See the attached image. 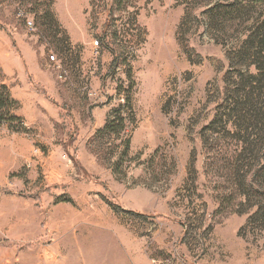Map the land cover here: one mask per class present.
Returning a JSON list of instances; mask_svg holds the SVG:
<instances>
[{"label":"rangeland","instance_id":"obj_1","mask_svg":"<svg viewBox=\"0 0 264 264\" xmlns=\"http://www.w3.org/2000/svg\"><path fill=\"white\" fill-rule=\"evenodd\" d=\"M30 57L42 133L1 82ZM259 66L264 0H0V264H264Z\"/></svg>","mask_w":264,"mask_h":264},{"label":"crops","instance_id":"obj_2","mask_svg":"<svg viewBox=\"0 0 264 264\" xmlns=\"http://www.w3.org/2000/svg\"><path fill=\"white\" fill-rule=\"evenodd\" d=\"M16 64V69L6 71L9 76L1 81L8 87L12 98L18 102L15 115L25 121L29 130L33 128L41 133L44 127L48 131L53 130L54 120L59 117V109H61L55 99L53 86L43 78L41 67L35 63L33 57L16 59ZM1 128L5 129L8 126L4 124ZM8 132L10 135L7 137L6 146L16 156L15 158L11 156L10 161L0 156V187L7 185L10 170L21 163L19 152L21 143L18 141V133Z\"/></svg>","mask_w":264,"mask_h":264},{"label":"trees","instance_id":"obj_3","mask_svg":"<svg viewBox=\"0 0 264 264\" xmlns=\"http://www.w3.org/2000/svg\"><path fill=\"white\" fill-rule=\"evenodd\" d=\"M193 4L195 5V2ZM225 7L222 3H216V4L212 5L211 7H209L206 11L203 12L204 16L209 20L210 26H213V25L218 24L220 22V18L222 16L220 15L219 12L222 9H224ZM185 20H186V17L184 16L183 23L185 22ZM183 23H182V27H183ZM242 52H244V51H242ZM249 75H250L249 77L251 80L249 81L248 85L251 86L252 88H255L256 83L259 80L261 81V79H262L260 77H264V66L257 67V73L256 74H249ZM237 85H239V87H240L239 83H237ZM238 92H239V90H238ZM1 120H3V118H0V121ZM14 120H17V118L12 117V119H10V121H14Z\"/></svg>","mask_w":264,"mask_h":264},{"label":"built area","instance_id":"obj_4","mask_svg":"<svg viewBox=\"0 0 264 264\" xmlns=\"http://www.w3.org/2000/svg\"><path fill=\"white\" fill-rule=\"evenodd\" d=\"M24 13L23 12H20V15H23ZM27 28L30 30V31H32V30H34V28H35V24H34V22L31 20V19H28L27 20ZM95 44L96 45H98L99 44V41L98 40H96L95 41ZM50 60H56V56H55V54H51L50 55ZM18 121V120H17ZM18 123L20 124V126H22V127H26V124H25V121L24 120H20V121H18ZM4 124H7L8 125V121L6 120V119H3V120H1L0 121V127L2 126V125H4ZM36 151H39L38 149H36Z\"/></svg>","mask_w":264,"mask_h":264}]
</instances>
